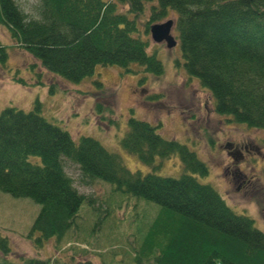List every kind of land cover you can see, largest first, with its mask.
I'll return each mask as SVG.
<instances>
[{
    "label": "trees",
    "instance_id": "16d2710c",
    "mask_svg": "<svg viewBox=\"0 0 264 264\" xmlns=\"http://www.w3.org/2000/svg\"><path fill=\"white\" fill-rule=\"evenodd\" d=\"M35 14L27 19L13 0H0V26L15 46L70 84L92 76L96 67L115 66L127 75L136 65L160 76L162 64L147 52L145 36L152 24L173 15L184 72L209 92L214 112L264 130V0H37ZM6 53L0 45V65ZM38 109L35 102L28 112L0 110V192L39 205L27 235L32 243L59 241L85 200L63 171L65 159L81 179L102 181L160 207L156 216L137 212L131 218L140 240L134 264H264V232L196 181L194 176H206V166L184 145L163 139L148 122L128 118L118 144L125 153L150 169L156 168L155 159L177 155L184 170L178 178L153 171L141 175L90 137L74 142ZM9 253L8 240L0 236V255ZM0 264L14 263L1 259ZM22 264L49 263L23 259Z\"/></svg>",
    "mask_w": 264,
    "mask_h": 264
},
{
    "label": "rangeland",
    "instance_id": "374dc122",
    "mask_svg": "<svg viewBox=\"0 0 264 264\" xmlns=\"http://www.w3.org/2000/svg\"><path fill=\"white\" fill-rule=\"evenodd\" d=\"M13 1L27 19L37 18V0ZM145 16L146 10L139 24ZM141 27L142 24L138 25L140 30ZM170 30L177 43L174 25ZM145 38L147 52H154L162 64L160 76L146 74L136 65L131 66L134 72L127 75L115 66L96 67L92 76L79 84H70L42 69L31 55L15 46L8 31L0 26V45L7 52L4 64L0 65V110L12 107L28 112L36 102L38 113L47 122L65 130L74 142L80 137L96 140L105 150L116 154L128 171L141 175L153 171L160 177L178 178L184 170L177 155L155 159L156 168L150 169L119 147L128 118L148 122L157 127L160 137L184 145L206 166V176H194L197 182L209 185L233 213L249 217L254 227L264 232V130L217 115L209 92L185 74L179 45L166 49L164 43L154 44L148 31ZM17 79L24 85L16 83ZM96 82L101 86H96ZM96 104L101 106L99 111ZM226 143L232 145L231 149H238L239 153L231 150L236 161L225 152ZM29 160L38 161L35 157ZM233 166L240 169L239 173ZM62 167L72 186L85 198L74 225L59 241L51 238L41 246L35 245L27 235L39 205L28 198L0 192V236L10 246V253L0 255V261L134 264L133 250L140 240L135 236L137 226L131 218L137 212L138 216L148 212L156 216L160 207L114 191L102 181L81 179L77 167L68 160H63ZM246 180L252 183L247 184Z\"/></svg>",
    "mask_w": 264,
    "mask_h": 264
},
{
    "label": "water",
    "instance_id": "95a60500",
    "mask_svg": "<svg viewBox=\"0 0 264 264\" xmlns=\"http://www.w3.org/2000/svg\"><path fill=\"white\" fill-rule=\"evenodd\" d=\"M170 26V22L151 26L149 29L151 40L155 43L163 41L168 49L174 47L175 41L169 34Z\"/></svg>",
    "mask_w": 264,
    "mask_h": 264
},
{
    "label": "flooded vegetation",
    "instance_id": "af4514ba",
    "mask_svg": "<svg viewBox=\"0 0 264 264\" xmlns=\"http://www.w3.org/2000/svg\"><path fill=\"white\" fill-rule=\"evenodd\" d=\"M231 147H232L231 144L226 143V145H225V147H224V149L226 150L225 152L227 153V155H229L230 160H234V161H236V159L234 158V156H232V154H231V150L234 151V152H232V153H239V152H238V149H231ZM240 158H242V156H240ZM250 158H251V157H250ZM247 159H248V158H247ZM242 161H243V159H242ZM242 163H244V161H243ZM233 169H234V171H238V173H239V171H240V169H239L237 166H233ZM245 183L248 184V183H252V182L246 180Z\"/></svg>",
    "mask_w": 264,
    "mask_h": 264
}]
</instances>
